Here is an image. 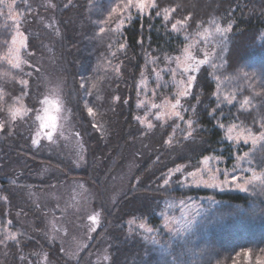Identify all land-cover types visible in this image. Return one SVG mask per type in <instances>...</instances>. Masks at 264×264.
Listing matches in <instances>:
<instances>
[{
	"label": "trees",
	"instance_id": "1",
	"mask_svg": "<svg viewBox=\"0 0 264 264\" xmlns=\"http://www.w3.org/2000/svg\"><path fill=\"white\" fill-rule=\"evenodd\" d=\"M124 1H19L26 47L18 68L3 60L12 29L0 15V264H264V140L245 162L261 180L245 192L182 179L206 157L230 167L236 148L223 127L264 133V0H155L143 14L127 13ZM163 9L176 11L166 20ZM177 21L184 24L174 31ZM213 21L227 31L195 48L196 61L207 63L193 73L190 94L178 97L179 115L147 117L142 81L154 104L176 101L171 85L155 87L157 78ZM53 86L64 127L52 142L34 144L35 118ZM18 102L26 114L13 118ZM83 189L95 228L69 204ZM202 197L214 202L169 238L168 203ZM138 220L160 243L129 228Z\"/></svg>",
	"mask_w": 264,
	"mask_h": 264
},
{
	"label": "rangeland",
	"instance_id": "2",
	"mask_svg": "<svg viewBox=\"0 0 264 264\" xmlns=\"http://www.w3.org/2000/svg\"><path fill=\"white\" fill-rule=\"evenodd\" d=\"M19 1L21 0H0V15L5 19V22H7L8 25H11L12 29V32L8 39L5 55L2 56L3 60L10 67H13L14 64H19V66L21 65V55L26 47L25 35L20 30L18 25L19 14L15 11V6ZM150 2L151 0H145L146 4ZM121 6L125 8L124 10L127 13H130V11L132 10L138 14H143L151 8L146 6L144 8V11L140 12L136 7L128 8L127 0H125ZM217 25L221 29L220 23L211 22L206 26V33H198L196 35V40L189 44L184 49V51L178 57H176L170 69L165 70L166 77L162 75L157 78L158 84H156V88H159L160 83H163L164 86L171 85V88L176 94L177 99L178 97L183 96L180 95V93L186 90L188 87L186 83L187 74H185V70L190 71L191 68L198 63V61H196V58L194 57L195 48L204 47L205 43L207 45V43L212 39V35L217 32ZM200 51L203 54V52L206 51V48ZM193 73L194 72H191L190 74L193 75ZM141 88L143 96L140 100V103L147 104V117L153 114L155 119L163 121L176 115L177 112L173 107V105L176 104V101L166 97L165 99L163 98L162 101L154 104L152 102L151 96L149 97L148 95L149 91L152 92L151 90H153L151 87H149L148 81H142ZM59 92L60 90L59 88H57V86H53L52 88H50L46 97L43 99V101L46 102L42 103L40 110L36 115V129L34 132V140H37L38 144L52 142L59 130H62L64 127L65 118L62 110ZM153 105H156V107H153ZM46 108L48 110L47 116L54 117V121L47 119L45 114ZM17 109H20V112L17 115L23 116L25 110L21 102L16 103L14 111L12 112L14 113ZM38 116L42 117V119H37ZM42 123L48 126L45 128H41ZM53 124L54 127L52 126ZM222 129L224 131L226 140L236 148L234 160L230 167H227L225 165L224 160L214 157H206L202 160L201 165L196 170H193L192 172H189L182 177L183 181L186 179V177L188 178L184 184L217 190L241 191L240 189L244 188L246 191L249 184L259 182L261 180L260 173L254 171L250 166L245 165V162H248L250 160L254 150L259 146L261 142H263V140L259 139L262 133L255 134L250 130H247L246 128H242L235 124L223 127ZM48 132L52 133L51 139L47 138L46 134ZM237 149H241V151L238 153ZM233 177H235V182H233ZM86 192L87 191L83 189V194L80 196L82 198H72L69 201L70 207H73L74 209L73 212H78L80 214L83 213V208H86ZM55 193L56 194H53V196L59 198L60 195H58V191H55ZM213 202L214 201L209 197H202L196 201L189 198L187 200H176L169 202L165 214L163 215L162 229L166 232L169 238L181 234L184 230H188L192 226V224H194L193 221L196 215L202 210V207L206 206V204H212ZM93 211V209L85 211L83 213V217L90 218L91 220H89L91 224L89 226H93V228H95V226L98 224V219L96 218L97 214H95V212ZM67 217L68 215L66 214V217L62 219L65 224H67V222L65 221L67 220ZM52 222L55 223V221ZM141 224L144 225V228L140 227ZM129 228L134 231H140L145 235V237L157 239V237L155 236L157 234L154 229L152 232L146 231V229L152 227H150L145 220L130 221ZM61 230L65 229L62 228ZM256 233L261 234L263 232L258 231ZM79 239L80 237L73 238L74 242L71 243V247L69 248L70 250L76 248ZM157 240L159 241V239ZM222 243L229 244V242L225 241H223Z\"/></svg>",
	"mask_w": 264,
	"mask_h": 264
},
{
	"label": "snow or ice",
	"instance_id": "3",
	"mask_svg": "<svg viewBox=\"0 0 264 264\" xmlns=\"http://www.w3.org/2000/svg\"><path fill=\"white\" fill-rule=\"evenodd\" d=\"M146 6H147V7H151V8H155V7H157V5H156V3H155V0H151V2H150V3H147V4L145 3V0H127V7H128V8L136 7L140 12H143V11H144V8H145ZM113 11H115V9H113ZM162 11L165 13L164 18H165L166 20H168V19H169V12L174 13V12L176 11V9H171V10H170V9H163ZM157 15H160V12H157ZM189 18H190V17H185V18H184V21H187ZM184 21H177L176 24H173V25H172L173 30H174V31L177 30V25H183ZM213 23H215V22L213 21ZM101 31H103V30H101ZM216 31L219 32V33L221 34V36H223L224 32H226L227 29H223V30H222V29H220L219 26L217 25V26H216ZM206 63H207V59L200 60V61H198V63H197L196 65H194V66L191 68L190 71H189V70H185V74H187V80H186V83H187V86H188V87H187L186 90H184L183 92H181L180 95L188 96V95L190 94V90L196 85V82H197V76H196V75H192V74H190V73H191V72H198V71H199V68H200V65H204V64H206ZM13 67H19V64H14ZM21 83L27 85V82H26V81H22ZM82 87H83V85H82ZM45 102H46V101H42V103H45ZM49 103H51V102H49ZM179 104H180V101H179V99H177V100H176V104H174L173 107L175 108V107H177ZM138 107H139V105H138ZM153 107H156V105H153ZM19 112H20V109H17V110L13 113V118H15V116H16L17 114H19ZM47 112H48V110H47V108H46V109H45V114H46L47 119L54 121L55 118H54V117H51V116H47ZM88 113H89V115H92V114H93V110H92V108H88ZM25 114H26V111H25ZM176 115L178 116L179 113H176ZM37 119H42V117H39V116H38ZM47 126H48V125H46V124H44V123L41 124V128H45V127H47ZM52 126L54 127V124H53ZM93 127H95V125H93ZM149 127H151V125H149ZM46 135H47V138H48V139H51V138H52V133H51V132H48ZM259 139H260V140H264V133H262V134L260 135ZM245 142H247V141H245ZM33 143L36 144V143H38V141H37V140H33ZM254 143H255V141H254ZM176 171L179 172L180 169L178 168ZM190 175H191V174H190ZM162 179H163V185H164V186H167V185L169 184L170 180H169L168 178H162ZM233 182H235V177H233ZM240 190H241V191H245L244 188H241ZM140 227H141V228H144V225L141 224ZM146 231H147V232H152L153 229H152V228H148V229H146ZM12 238L15 239L14 236H13ZM151 242H152L153 244H158V243H159V241H158L157 239H155V238H153Z\"/></svg>",
	"mask_w": 264,
	"mask_h": 264
}]
</instances>
